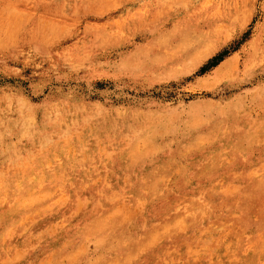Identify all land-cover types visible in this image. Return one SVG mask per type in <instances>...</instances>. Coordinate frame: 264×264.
<instances>
[{
    "label": "rangeland",
    "instance_id": "obj_1",
    "mask_svg": "<svg viewBox=\"0 0 264 264\" xmlns=\"http://www.w3.org/2000/svg\"><path fill=\"white\" fill-rule=\"evenodd\" d=\"M0 264H264V0H0Z\"/></svg>",
    "mask_w": 264,
    "mask_h": 264
},
{
    "label": "trees",
    "instance_id": "obj_2",
    "mask_svg": "<svg viewBox=\"0 0 264 264\" xmlns=\"http://www.w3.org/2000/svg\"><path fill=\"white\" fill-rule=\"evenodd\" d=\"M223 55H225V54H223ZM223 55L214 57V58L212 59V61H210V62L208 63V65L204 66V67L201 69V72L204 73V72H206V70H208L210 67L217 65V64L223 59Z\"/></svg>",
    "mask_w": 264,
    "mask_h": 264
},
{
    "label": "bare ground",
    "instance_id": "obj_3",
    "mask_svg": "<svg viewBox=\"0 0 264 264\" xmlns=\"http://www.w3.org/2000/svg\"><path fill=\"white\" fill-rule=\"evenodd\" d=\"M2 104V103H1ZM6 113V112H5ZM230 119V118H229ZM51 122V121H50ZM154 137V136H153ZM143 138V137H142ZM162 138V137H161ZM141 139V138H140ZM153 140V139H152ZM148 142V141H147ZM155 144V143H154ZM75 146V145H74ZM146 150V149H145ZM148 150V149H147ZM157 156V155H156ZM121 157V156H120ZM132 158V157H131ZM161 158V157H160ZM152 160V159H151ZM160 164V163H159ZM196 178V177H195ZM217 178V177H216ZM163 186V185H162ZM132 188V187H131ZM159 189V188H158ZM208 189V188H207ZM230 189V188H229ZM175 190V189H174ZM109 191V190H108ZM130 191V190H129ZM97 196V195H96ZM204 199V198H203ZM208 199V198H207ZM23 200V199H22ZM232 200V199H231ZM23 203V202H22ZM105 205V204H104ZM189 206V205H188ZM181 216V215H180ZM199 219V218H198ZM71 230V229H70ZM185 240V239H184ZM87 241V240H86ZM123 242V241H122ZM97 244V243H96ZM160 245V244H159ZM163 255V254H162ZM182 255V254H181ZM97 257V256H96ZM160 261V260H159ZM46 263V262H45Z\"/></svg>",
    "mask_w": 264,
    "mask_h": 264
}]
</instances>
